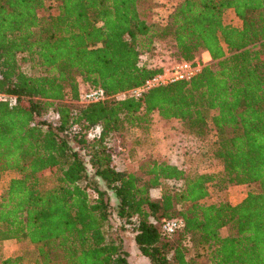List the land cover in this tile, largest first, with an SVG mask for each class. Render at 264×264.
<instances>
[{"label":"trees","instance_id":"trees-1","mask_svg":"<svg viewBox=\"0 0 264 264\" xmlns=\"http://www.w3.org/2000/svg\"><path fill=\"white\" fill-rule=\"evenodd\" d=\"M156 6L0 0V176L15 173L0 194V242H28L39 264H130L106 234L114 221L149 264H264V0H181L158 21ZM227 9L240 26L223 22ZM163 38L176 59L205 53L210 62L135 97L129 91L161 70L141 57ZM81 83L104 99L78 102ZM154 112L196 137L212 131L222 171L153 156L117 169L112 140L146 133ZM211 183L254 188L236 204L207 203ZM174 217L183 227L168 236L161 224ZM25 260L0 254V264Z\"/></svg>","mask_w":264,"mask_h":264},{"label":"rangeland","instance_id":"rangeland-1","mask_svg":"<svg viewBox=\"0 0 264 264\" xmlns=\"http://www.w3.org/2000/svg\"><path fill=\"white\" fill-rule=\"evenodd\" d=\"M180 1L156 0L157 8L153 12L155 20L164 18L171 8ZM39 14L43 15V10H39ZM223 22L233 26H240L241 23L231 9L224 12ZM172 50L173 47L168 38L156 39L154 51L143 55L142 62L153 67L170 66L177 61L170 54ZM200 57V60H196L198 69L202 63L210 62V57L207 54L203 53ZM23 70L30 74L39 73L38 70L31 69L28 64L23 65ZM85 88L86 85L81 83L80 89ZM45 116L51 120L55 119L53 111ZM152 118L153 123L146 133H142L136 128L125 129L122 134L112 140L113 163L118 169L133 170L142 158L153 156L159 160L179 165L190 172L220 173L222 171L221 163L211 154V144L214 140L212 131L204 136L196 137L189 134L177 119L164 120L156 112L153 113ZM94 133H97V129L91 132L89 139ZM89 171L91 172L90 168ZM13 176H15L13 172H5L0 176V194ZM253 188L251 185L229 184L226 188L221 189L215 183H211L209 195L204 199V202L211 203L226 197L232 204H236ZM159 194L158 189L152 191L154 198ZM113 226H116V229H113ZM105 231L109 238L120 240L122 248L128 252L130 264H149L148 259L137 250L134 234L130 229H125L119 225L118 221H114L112 225L106 226ZM9 252L11 256L24 254L26 256L25 264H39L34 248L28 242H17L15 239H10V244L0 242V254L5 256Z\"/></svg>","mask_w":264,"mask_h":264},{"label":"built area","instance_id":"built-area-1","mask_svg":"<svg viewBox=\"0 0 264 264\" xmlns=\"http://www.w3.org/2000/svg\"><path fill=\"white\" fill-rule=\"evenodd\" d=\"M142 62L141 58V64ZM148 67L153 68L150 64H146ZM161 68L160 72L154 74L153 76L147 78L141 85L131 89V93L135 97H139L145 90L167 84L169 82L189 78L198 70L197 61H187L182 59H177L170 66H159ZM123 95V94H122ZM104 92L101 88L88 87L85 89L79 90L78 102L80 103H89L95 102L104 99ZM6 96L0 94V99H5ZM183 227V220L179 217H174L170 219H164L161 224L162 231L170 236L176 230H179Z\"/></svg>","mask_w":264,"mask_h":264},{"label":"crops","instance_id":"crops-1","mask_svg":"<svg viewBox=\"0 0 264 264\" xmlns=\"http://www.w3.org/2000/svg\"><path fill=\"white\" fill-rule=\"evenodd\" d=\"M118 169V168H117ZM119 169H123V168H119ZM5 244H10V239L4 240L3 241ZM11 256V253L9 252L8 254H6L4 257H9Z\"/></svg>","mask_w":264,"mask_h":264}]
</instances>
